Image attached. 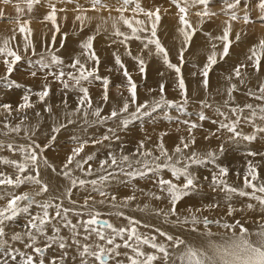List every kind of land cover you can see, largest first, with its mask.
<instances>
[{
  "label": "snow or ice",
  "instance_id": "snow-or-ice-1",
  "mask_svg": "<svg viewBox=\"0 0 264 264\" xmlns=\"http://www.w3.org/2000/svg\"><path fill=\"white\" fill-rule=\"evenodd\" d=\"M61 2L73 3L74 0H61ZM0 3L5 5L13 4L16 13L14 19L18 26L17 29L13 30L11 37L5 38L2 41V45H0V63H2L5 70V74L3 77H0V81L7 88H19L21 85L14 80H10L9 74L13 72V66L22 59V56L18 50L11 47V42L16 40V33L18 31L24 37L25 50L31 49L35 53V46L32 40L33 31L29 26L30 21L23 20L21 22V16L25 12V8L21 7V4L26 5L27 12L31 13L34 5L40 4L41 0H0ZM90 3L92 10L100 11L106 9L110 14L112 11L118 13L116 17L110 16V18L113 20L114 35L124 37L123 40L119 41L121 44H125L132 39L141 40L140 33L149 31L146 25H150V36L143 37L146 40L144 49H149L150 45H154L155 55L161 56L163 63L169 69H173L176 72L180 94L185 102H187L185 81L180 75V67L170 62L167 49L157 37V26L161 20V9L159 7L155 9L145 8L141 0H116L118 6L115 7L109 6L104 0H90ZM169 3L176 9L175 15L178 17L179 24L177 32L183 37L184 47L180 49L179 53L180 61L183 63L184 50L188 46L193 34L206 20L216 17L217 12L210 9V0H169ZM240 3L241 0H223L222 7L219 9V12L223 13L226 17L223 21L222 35L213 37V39L223 43V51L219 54L220 59H223L229 53L232 43L229 39V34L232 31V22L240 19L236 11ZM47 7L50 11L43 16L42 22L51 21L55 29L52 32V42L54 44L56 33L60 31L57 25V12H65L67 10L64 8L58 9L52 0H47ZM258 7L264 12V0H259ZM74 11L78 13L75 19L80 21L81 24H83L85 19H89L83 14V11L86 10H82L81 5L77 4ZM128 11L133 13L132 17L125 15ZM164 11L167 12L168 10L165 9ZM141 14L146 19H139L138 17ZM190 14L198 17L195 27L189 19ZM4 15V10L0 9V17H4ZM261 19H264V16H261ZM243 22L246 25L250 22L247 12L243 15ZM118 23L126 25L131 30V35H126L125 32L120 31L117 27ZM206 35L210 34L206 33ZM236 39H240L239 33H236ZM93 40V36H88L80 45L83 50L81 55L85 57L84 62L79 57H76L67 65L64 64V61L57 54V50L52 45H48L39 54L40 58L35 61L41 70L48 69L44 73V83L41 86V90L32 93L30 88L27 89L21 97V102L15 109H13L11 104L7 103L0 105V108L9 115L13 111L17 113L25 112L34 107L31 101L32 95H35L40 102H44L50 93L48 77H52L53 80L59 82L64 90L72 89L79 93L76 107L70 111L67 110L68 105L67 100H65L64 107L66 111L64 117L66 124L53 127L51 129L52 132H59L61 128L73 124L75 122L73 116L81 112H83L85 124L89 123L87 117L90 112L96 118L91 121L93 124L116 119L120 124L126 125L129 121L127 117L122 118V114L134 117L137 113L141 112V109L149 107L158 108L162 103H173L164 98V85L160 86L161 96L158 100L151 102L145 100L143 103H140L136 83L127 71L121 57L114 53L115 63L121 69H124L123 75L126 78V84L123 86L117 85V89L126 87L128 95L123 96L121 92L122 102L113 107L108 115H101L100 107L93 108L89 87L85 86L86 84H92L94 81H101L103 86L101 98L103 101L109 100V79L99 76L97 68L87 67L88 61L99 64V58L93 50ZM211 47L213 50L207 56V62L199 70V74L203 77L202 84L205 88L209 85V71L217 63L216 45L212 44ZM249 53L246 61L237 64L233 68L232 74L226 78L229 81V86L225 90L227 99L224 100V106L234 118L227 122L220 121L216 129V132L224 130L229 133L230 135H228L227 140L234 143L239 141L251 142L256 139L255 134H245L240 131L238 129L239 124L253 123V127H258L254 122V118L256 117H259V120L264 122V104L254 106L252 103H244L241 106L240 104L233 105L230 103L234 101L233 94L238 90V85L231 82L233 77L238 79L240 85H244L245 78L249 76V73L242 70L250 67L257 73L261 71L262 63H264V38H261L258 43L254 44L249 49ZM152 54L153 52L150 50L149 55ZM127 55L137 62L140 72L143 73L144 59L140 56H133L131 51H127ZM53 66L57 69L56 71L51 70ZM65 68L70 70L65 71ZM193 75H196V73H193ZM31 76L36 77L37 71H32ZM246 94L254 97L257 101H264V80L259 82L258 92L248 89ZM65 96H67V91H65ZM133 107L134 111H131L130 109ZM245 109L248 110L247 114H244ZM216 110L221 116H226V113L220 111L219 108ZM44 111L51 113V106H46ZM36 114L39 115V113ZM205 118L204 113L201 112L199 119L204 120ZM21 119H27V116L24 115ZM183 123L186 125L187 135L179 137V142L171 152L165 146L163 139L167 133H161L158 142L151 148L146 145V141L151 140V137L146 136L144 140L139 141L136 150L130 154L124 152L123 145L119 146V153L112 150L111 141L118 142L120 140V137L115 134L116 130L112 128L108 130L107 134L99 138H92L91 140L76 138L77 146L71 149L61 165V175L68 181V184L60 195L54 198L49 197V199L43 201L34 199L35 196L47 194L50 190L49 184L41 178L39 171L40 164L42 162L51 171H57L56 167L43 155V148L48 147V144H44L42 147L35 140H32L30 145H21L16 148L12 143H8L6 147L10 151H19L23 156V160L18 162L16 159L0 157V163L11 165L17 169L14 179L4 172H0V185L18 188L21 184L30 183L37 186L38 191L34 193L24 192L22 194H15L11 191L0 192V200L5 201L3 206H0V264H69V258H71V264H109L110 261L112 264H175V261L171 259L172 253L169 251V247L177 248L180 245H185L184 251L176 258L179 259L181 264H264V180L261 179L258 172L259 163L253 164L251 160L247 162L241 186H233V184L229 183L227 179L229 169L226 167H219L218 171H214L211 174L208 187L212 192L223 194V199L227 205L225 215L233 218L234 222L227 220L222 222L221 219H210L208 216L202 215V212L205 210L218 208L220 206L219 202L205 204L202 208L193 209L189 207L187 215H184L182 219L179 218L177 213L178 201L191 194L198 193L201 187L197 175L193 171H190V165H200L205 163V161L215 163L217 156V153L212 150L207 151L204 155L194 150L197 142L194 130L201 126L190 121H184ZM4 127L9 132H20L19 124L15 127H9L7 123H4ZM258 131L264 133V127H258ZM216 132H210L204 139L207 140L209 137L216 136ZM25 133L27 134V129H25ZM55 138V136H52L51 140H55ZM106 141L109 142L107 145H105ZM88 144L105 146L108 149L105 158L99 159L98 166L95 168L91 162L97 158V153L93 152L84 156L81 155ZM3 146L0 145V147ZM223 148L224 145L221 144V152ZM246 155L252 157L260 155L264 157V153L254 151H249ZM133 157H136V159L133 160ZM133 164L138 167L133 168ZM162 168L168 169L172 178L166 179L161 177L159 170ZM26 169L29 174L24 176L19 175V173H24ZM143 169L156 175L155 184L159 189V193L151 192L147 195L154 197L156 200L167 199L170 205L167 210L154 209L157 215L177 217L172 223L179 225L190 224L193 232L199 230V225H203L204 229L208 230L210 225L216 224L223 229L232 231V238L220 245L210 242L209 246L212 249V253L209 254L203 249L186 244V241L179 236L171 235L157 227L155 228V233L159 237L165 238L170 244L159 242L157 235H145L141 233L138 230V225H140L141 221L133 217H125L127 224L119 226L109 222V220L101 219V213L96 208L97 204L103 205L108 203L112 207H126L130 201L136 199L134 195L126 196L118 205L116 195L108 191L109 182L114 181L118 174L128 177L144 176L146 172ZM77 170L85 177L94 175L95 178H80L74 175V172ZM32 172L35 174H31ZM205 179L207 180L208 178L205 177ZM88 186L91 187V192L83 197L82 203L72 199L74 189L77 187L87 189ZM94 194H98L101 199L97 200ZM234 197L248 198L249 201H255L256 203H244L242 207L238 208L233 204ZM64 199L68 200V206H64L62 202ZM22 201L25 202L23 205L20 203ZM33 204H36L40 211L34 215L29 214L19 230L11 228V235L9 237L10 225L15 223L16 218L20 214L29 213V208ZM148 208L149 205L145 204L144 208L140 209V211ZM257 208L259 219L254 222L259 224V230L251 234L257 238L256 241H253L250 238L249 229L245 227L240 219H235L234 214L257 210ZM115 215L124 216V213L117 211ZM145 227H150V225H145ZM63 230H67L68 235L63 234ZM204 234L207 236L213 235L210 230ZM118 238L120 242H117ZM16 244L20 246L17 247L15 246ZM144 246H148L153 251H145ZM73 249L74 254L70 251ZM120 249H124V251L122 252ZM46 252L54 254L46 256ZM121 256L125 257L126 261L119 259Z\"/></svg>",
  "mask_w": 264,
  "mask_h": 264
},
{
  "label": "bare ground",
  "instance_id": "bare-ground-1",
  "mask_svg": "<svg viewBox=\"0 0 264 264\" xmlns=\"http://www.w3.org/2000/svg\"><path fill=\"white\" fill-rule=\"evenodd\" d=\"M60 1L52 0V2L56 4L58 9L59 7L62 6L60 4ZM82 1L79 5L82 6V10L85 8L86 11H83V14L89 18V19H85L83 24H81L80 21H77L75 19V16L78 13L74 11L75 8L72 10L73 3L63 4L61 2L63 4L62 8H64L65 5L68 6V4L69 7L65 8L67 10L65 12H57V16L70 18V20L72 19L76 21L77 24H75V26H79L80 24V28L86 25L89 26L91 23H94L96 24L97 27L99 26L98 28L100 29L99 31L110 30L107 33L103 31L102 33L97 35L98 40H93V50L95 51V53L96 54L104 53L106 57L103 61V64L101 62L102 66H100L99 68V71L100 69H102L103 74L101 71H100L101 73L99 74L104 75V77H107L106 75H108L109 76L108 79L110 81L109 100L107 101H103L101 98L103 94L102 83L100 82L98 83L94 81L90 85L88 84L85 85L89 87L90 96L93 101V108L101 107L104 104L105 109L103 114L106 113L109 114L113 107H116L122 102L121 92L123 93V96L128 95L126 87H121L119 90L117 89V85L123 86L126 84V78L123 75L124 69H121L118 65H116L114 60L113 54L114 53L116 54L118 52V49L120 54L122 55L121 60L135 83L139 84L141 83L142 80L143 82L144 80H150V79L152 81L154 80V83L158 82L159 84L164 85V87L169 88V89L164 88L163 94H165L164 96H166V99L171 98L173 102L178 101V99H180L181 94H180V89L178 87L176 72L173 69H169L163 63L161 56L155 55L154 45H150L149 49H144V43H146V40H144L143 37L150 36V32L140 33L142 37L141 40L132 39L127 41L126 43H128V45L126 46L128 47L126 48L123 45L119 44V41L123 40L124 38L119 39L117 38L116 35L114 36L113 34V31L115 32V29L113 28V20L110 18V16L116 17L118 13L112 11L110 14L109 11L106 9H102L100 11L92 10V5L90 3V0H82ZM215 1L216 0H210V3ZM104 2L112 7L118 6L116 0H104ZM141 3L145 8L155 9L156 7H159L161 9L160 12L161 20L157 26V37L161 41L162 45L167 49L170 62L180 67L181 70L180 75L183 77L185 81V87L187 92L186 94H189L188 97L190 98L192 97L191 99L201 100L205 95V92L203 91L204 86L202 84L203 77L199 74V70L203 68V65L207 62V56L211 54L213 50L211 45L212 44L216 45L215 51L217 52V60L220 61L218 65L216 64L215 68L213 67L209 71V76H208L209 89L206 90V95L207 93H209V95L211 94L210 92H208V90L209 91L211 90V92L216 90L215 93L217 92L221 96H217L215 99H217L219 102L227 99L225 90L229 86V81L226 78L232 74V70L237 64L244 63L246 61L247 55L250 54L249 49L254 44L258 43V41L261 38H264V19H261V16H264V12H262L261 9L258 7L259 0H243L242 3H240L237 6L236 11L240 19L232 22L233 27H232V31L229 34V39L231 37H236V33H239L240 36L242 34H245L244 35L245 42L239 45V47L237 48H234L233 45L231 44L229 48V55L224 56L223 59L219 58V54L222 53L223 51V43L221 41L213 39V37L222 35V28L224 26L223 21L226 19V17L224 16L223 13L219 12L220 8L212 9V11L217 12V16L213 17L211 20H206V22L200 26L201 30L203 29V27H205L203 29L204 32L199 31L193 34L190 42L188 43L191 45V49H188L187 52L183 54L184 60L188 58V60L195 61V63L189 61L181 63L180 61L179 53H180V49L183 47L181 46L183 45V37L177 32V28L179 27L178 17L175 15L176 13L175 7L170 5L169 0H141ZM74 4H75V0H74ZM21 7L25 8V12L23 15L27 16V20L30 21L29 26L33 31V35H32L33 44L36 41L37 43L35 44L38 45L37 39L40 41L42 36H44V40H47V43L49 44L48 41H52V32L55 31V29L53 28L51 21L42 22L43 16L46 15L48 11H50V9H48L47 7V0H43L39 4V7L42 8H39L38 6H34L33 11L31 13L27 12L26 6H23V4H21ZM10 8H12L13 11ZM0 9H3L5 13L4 17H2L3 19L0 20V42H2L5 38L12 35L13 30L17 29L18 26L14 19L16 13L13 4L5 5L3 3H0ZM165 9H167L168 11L165 12L164 11ZM8 11L11 12L6 13ZM245 12H247L250 19V22L247 25L244 24L243 22V15ZM36 13H40V15L36 17ZM125 15L128 17H132L133 13L131 11H128L125 13ZM31 16H35V18L34 17L31 18ZM66 18L64 20H66ZM138 18L146 19L142 14L139 15ZM189 19L193 24V26L195 27L198 22V17L190 14ZM23 20H21V22H23ZM92 20L95 21L92 22ZM61 23L62 22L60 21V24ZM63 23L68 24V22L65 21ZM62 24L60 25L61 27ZM70 25H68V27ZM90 26L88 30L86 31L82 30L81 33L76 35L72 34L71 37H69L70 34L68 33L67 39H65L66 35L64 37L65 32H63L66 30L61 29L60 32L56 33V40H55L56 43H54V45H57V43L60 44L62 43L63 40H65V44L62 45L63 46L62 50H60L58 54L64 59L65 65L70 64V62H72V59H70L71 56L75 58L77 55L78 57L82 56L81 53L83 50L80 47L81 43L85 41L88 36H93V37L95 36L94 33H92V31H95L96 29L95 27L93 28L94 30L90 29ZM146 26L150 30V25H146ZM117 27L120 29V31L125 32V34L131 35L130 34L131 30L128 29L127 26L124 25L123 23H118ZM65 28L68 29L67 25ZM70 30H72V28ZM206 33L210 35H206ZM22 36L23 35H21L17 31L16 40L18 39L17 41H19L18 43H20L19 46L21 47L23 46L24 48V42H22ZM17 37H20V39ZM114 41L117 44H115ZM42 44L44 45V43L39 42V46H40L39 49H41ZM115 47H117V49H115ZM111 49H113V54L110 52ZM150 50L153 52L152 55H149ZM127 51H131L133 56H140L143 59H147L148 65H147V69L144 68L146 69L144 73L140 72L139 65L131 56L127 55ZM23 53L20 52L19 54L22 56L24 55ZM25 54L28 53L25 52ZM33 64L35 63L33 62ZM2 66L3 65H1L0 70ZM262 66L264 68V63H262ZM250 69L251 68L249 67L242 71H246L248 73L254 71ZM65 71H68V68H65ZM2 72L3 69L2 71H0V73ZM44 73L45 72L40 73L41 75L39 74L41 76L38 78L39 81L36 80V78L34 79V77L30 79V81L22 80V83L24 84L23 86L21 85L20 82L15 80L18 84L21 85V87L19 88L17 87L7 88L4 86L3 82L0 81V105L5 103L11 104L13 109H15L16 106L21 102V97L24 95L27 89L30 88L32 90V93L40 91L41 86L44 83L43 80ZM193 73H196V75H193ZM145 74L149 75V78ZM256 74H257L256 75L257 80L259 81L264 80V69ZM2 75H4V72L0 74V77H2ZM14 77L15 76H13V78ZM29 77L31 78L32 76L29 75ZM14 79H16V77ZM48 80L50 81V82L48 81L50 83V93L49 96L46 97L44 102H40L35 95H32L31 101L34 104V107L26 110L25 112L17 113L13 111L11 115H9L2 108H0V145H4L3 147H0V157H5L7 159H16L18 162L23 160V156L19 151H10L6 147L8 143H12L16 148H18L21 145H25V146L30 145L32 143V140H35L36 143L40 144L41 146H43L44 144H48V147L43 148V155H46L48 161L56 167L57 171L56 172L51 171V169L45 167L41 162L39 168V171L41 173V178L44 182L49 184L50 190L47 194H41L40 196H35L34 199L38 201H43L49 199V197L54 198L55 196L60 195L63 192L65 186L68 184V181L61 175V165L65 160L66 156L70 153L71 149L77 146L76 138H79L80 140H84V139L91 140L92 138H99L100 136L107 134L108 130L112 128L116 130L115 134L120 137V140L118 142L111 141L112 150L119 153L120 151L119 146L123 145L124 152L126 154H130L136 150L139 141L144 140L146 136L151 137V140L146 141L147 147L151 148L155 143L158 142L161 133H167V135L164 136L163 139L165 146L169 149V152H171L172 149L175 147V145L179 142V137L182 135L184 136L187 135L186 125L183 122L190 121L199 124L202 123V125H200L201 127L194 130V134L196 136V141H197L196 145L194 146L196 150L199 149L201 152L202 150H204V153H206L207 151L210 150L211 147H215L212 145H215L217 143L224 144V141L230 142L227 140L228 135H230L229 133H227L224 130H221L220 132H216V129L218 128L220 121L227 122L228 120L234 117H232L231 114L228 113L227 109L220 110L226 113V116H221L220 113L216 110L217 108H219L218 102L217 104L215 103L216 105L213 103L214 105H212V107L210 108L209 107L207 108V106L204 105L205 106L204 109L203 108L200 109L201 105L199 104L201 103L198 102L199 104L196 103L194 107L193 106L190 107L188 105L183 106L182 104L183 107L182 106L179 107L177 105H171L169 108H167L166 104L163 106L164 104L163 103L162 106L155 109V111H153L152 113H149L147 115L144 114L145 116L141 118L139 117L141 119L139 123H134L133 121L135 120V118H133L132 121L130 119L132 117H129L127 118L129 122L126 125L120 124L118 120L113 119V120H109L108 122H105L104 125L101 124L100 126L95 125L94 128H90L89 126L93 125L91 121L96 118L93 117L89 112V116L87 117L89 123L85 124L83 119V112H81L73 116V120L75 122L71 125H68L70 127L68 131H65V129L63 128L60 129L64 133L60 134L62 136H60L56 140V142L53 143L51 137L55 135L56 132H52L51 129L53 127H58L60 124H66V120L64 117L66 111L64 107L65 100H67V105H68L67 110L70 111L76 107V100L79 93L72 89L64 90L62 86L59 84V82L57 83V81L52 80V77H48ZM235 81H238V79L233 77L231 82L234 83ZM28 82H30L29 85ZM252 82L253 81L247 82L246 84H244V87H241L243 85L238 84L239 83L238 82L237 85L240 86V89H243L245 92L242 93L234 92L233 95L235 101H232L230 103H232L233 105L240 104L241 106H243L244 103H250L251 99L253 100V97L248 96L246 93L248 89L255 91V88L258 87L257 83H252ZM157 88L158 87H154V85L151 87H147V84L144 82L143 85L141 84V86L137 87L138 98L141 96H144L145 99L147 97L154 98L156 94L160 95V93L158 92L159 89ZM220 88H222L221 91ZM156 89L158 91H156ZM65 91H67V96H65ZM46 106H51L52 108L51 113L44 111V108ZM246 111L248 113V110ZM201 112H203L206 117L204 120L199 119ZM36 113H39V115H37ZM24 115L27 116V119L22 120L21 117ZM193 115H195V117H193L194 119H192ZM135 117L137 118V116ZM12 118L14 119V122L11 123L9 127H15L17 124H19L20 132L18 133L9 132L8 129L4 127V123L9 124ZM256 119L257 120L255 121V124L258 127H264V122H259L260 121L259 117ZM80 123L82 125H78ZM76 125L78 126L77 128L74 129V126ZM250 126L252 129L251 130L247 129ZM250 126L248 125L246 128H244L245 127L244 125L243 127L244 129L241 130V128L239 127V130L243 131V133L245 134H250V131L256 129L257 130L256 139L259 137L260 138L264 137V133H260L258 131V127H253V123H250ZM25 129H27V134L25 133ZM210 132H216V136L209 137V139L207 140L203 139ZM19 135L21 136L22 139L18 138ZM213 137L215 138L218 137L217 139H215L217 141L213 140ZM50 140L51 142L49 143ZM263 141L264 139L261 142L264 143ZM108 143L109 142L106 141L105 145H107ZM250 143L246 145L247 147H249L248 149L246 148V146H243L242 143H240V145L238 144L239 148H237L236 146L234 147L232 145L230 147V150L232 152L231 154L230 152L227 151L228 149L224 147L225 151L217 152V153H221L222 156L221 159L216 160L215 163H211V162L203 163L197 166L195 165L196 167L194 168L192 167V165H190V171H193L197 175L201 186L203 185L204 190H199L198 193L191 194L189 195V197H187V199L181 200L179 201V203H177V213L179 218L182 219L184 215H187V209L189 207L193 209L202 208V206L205 204L219 202L220 206L218 208L212 210H205L202 212V215H207V213L210 211V213L220 218H223L224 220H227L229 222H234L233 218L225 215V213L227 212V205L223 199V194L212 192L211 189L208 187V183L211 179L212 172L218 171L219 167H226L229 169L232 168V170L230 171L232 175L228 174L229 183L231 184L236 183L237 186L238 185L241 186L243 182L242 181L243 172L249 160H251L253 164H257L259 162L260 166L258 167V172L261 179L264 180V157H261L260 155H257L255 157L246 155V153L249 151H254V152L259 151L258 153H264V147L262 146L263 149L261 147V149L257 150L256 148L258 146H256V144L258 143H253V144ZM241 149H245V152L244 151L239 152ZM107 151L108 149L105 146H100V145L94 146L88 144L81 155L84 156L93 152L97 153V158L91 162L93 164V167L95 168L98 166V160L105 158ZM135 159L136 157L135 158L133 157V160ZM237 171H239L238 173L239 175L237 174ZM0 172H4L6 175H9L14 179L15 175L17 174V169L11 165H5L0 163ZM145 172L146 175L144 176H132V177H128L123 174H118L117 178L114 181L109 182L108 191L111 194L116 195L118 205L123 201V198L126 196L134 195L136 199L130 201L128 203V206L126 207H112L108 203H105L103 205L97 204L96 208L101 213V217H100L101 219H105V220L108 219L110 220L109 222L119 226V225L127 224V220L125 219V217H133L134 219L141 221L140 225H138V230L141 233L145 235L148 234L157 235L159 242L170 244V242L166 241L165 238L159 237L158 234L155 233V228L157 227L160 228L162 231L168 232L171 235L179 236L181 239H184L186 241V244L191 245L192 247L198 249H203L209 254L212 253V249L209 246L210 242L220 245V244H224L226 241L232 238V231L223 229L218 225L213 226L212 224L209 226L208 230H205L203 225H199L198 226L199 230L193 232L191 230L192 226L190 224L179 225L172 223V221L176 220L177 217L174 216L164 217L163 215H157L154 209L160 208L167 210L170 207V205L167 199L156 200L154 197L147 195L148 193L151 192L159 193V189L156 187L155 184V180L157 179L156 175L152 172H147V171ZM159 173L160 176L163 178L166 179L172 178L170 171L166 168L160 169ZM27 174H29L27 169L25 170L24 173H19V175L21 176ZM31 174H35V173L32 172ZM74 175L79 176L80 178H87V179L95 178L94 175L91 177H85L78 170L74 172ZM205 177H207L208 179L206 180ZM2 191H11L14 192L15 194H22L24 192L34 193L35 191H38V187L31 185L30 183L21 184L18 188L13 186L0 185V192ZM90 192H91L90 186H88L87 189L77 187L76 189L73 190L72 199H75L78 202L82 203L83 197L89 194ZM94 195L97 200L101 199V197L98 194H94ZM236 199L239 198L237 197ZM240 199H242V201L243 200L246 201L247 203L248 202H252L254 204L256 203L255 201H249L248 198H240ZM235 201H233L235 207L238 208L242 207L240 203ZM54 202H60V201H54ZM62 202L64 206H68L67 199H64ZM4 203L5 201L0 200V206H3ZM24 203L25 202L22 201L21 205H23ZM236 203H238L239 205ZM145 204L149 205V208L144 211H140V209L144 208ZM39 211L40 209L37 207V205L33 204L29 208V213L20 214L16 218L15 223L10 225L8 232L9 237L11 235V228H16L17 230H19V228L24 224L25 219L29 214L34 215ZM117 211H122L124 213V216L115 215ZM234 217L235 219L241 220V222L245 225V227L249 229L250 238L256 241L257 238L251 234L259 230V224L254 222V221H258L259 219L258 208L257 210L245 211L243 213L237 212L234 214ZM145 225H150V227H145ZM209 230L213 233V235L207 236L204 234L206 231ZM63 234L68 235L67 230H63ZM117 242H120L119 238L117 239ZM15 246L19 247L20 245L16 244ZM184 248L185 245H180L177 248L169 247V249L173 250L171 259L175 261V264H181L179 259L176 258L180 255L181 252L184 251ZM144 250L153 251L149 249L148 246H144ZM70 251L73 252L74 254V249ZM120 251L123 252L124 249H120ZM53 254L54 253L52 252H47L46 256H51ZM119 259H124L126 261V258L123 256L119 257ZM69 264H71V258H69ZM109 264H112V262L110 261Z\"/></svg>",
  "mask_w": 264,
  "mask_h": 264
},
{
  "label": "rangeland",
  "instance_id": "rangeland-1",
  "mask_svg": "<svg viewBox=\"0 0 264 264\" xmlns=\"http://www.w3.org/2000/svg\"><path fill=\"white\" fill-rule=\"evenodd\" d=\"M41 1H43V0H41ZM53 1H56V0H53ZM57 1H60V0H57ZM81 1L82 0H75V4H74V2H73V4H74V6H73V4H72V10L74 9V8H76V5L77 4H80L81 3ZM242 1L243 0H241V3H242ZM79 2V3H78ZM83 2V1H82ZM63 3V2H62ZM61 3V1H60V4L62 5L61 7H59V8H62L63 7V4H66V3H63L62 4ZM222 3H223V0H216L215 2H212V3H210V9L212 10V9H215V8H220V7H222ZM69 4H71V3H69ZM69 4H68V6L67 5H65L64 6V9L65 8H67V7H69ZM246 5V4H245ZM23 6H26V5H24L23 4ZM34 6H38L39 7V4L38 5H34ZM39 8H42V7H39ZM70 8V9H71ZM12 11H13V9L12 8H10ZM83 10H85V8L83 9ZM9 12H11V11H8V12H6V13H9ZM76 12V11H75ZM73 14H75V13H73ZM38 15H40V13H36V17L38 16ZM35 18V16H31V18ZM66 17H58L57 16V24L59 25V28H60V31H61V29H63V30H66V31H63V32H65L64 33V37H65V35H66V37H65V39H67V37H68V33L70 34L69 35V37H71V35L72 34H79V33H81L82 32V30L83 31H86V30H88L89 29V26H90V29H93L94 27H95V31H92V33H94V40H98V38H97V35H99L100 33H102L103 31H105V33H107L108 31H110V30H102V31H99L100 29H98V27L96 26V24H94V23H89L90 25L88 26V25H86V26H84V27H81L80 28V24H79V26H75V24H77V22L76 21H74V20H70V18H66V20H64ZM1 19H3L2 17H0V20ZM27 20V16H25V15H22L21 16V20ZM61 19V20H60ZM68 19V20H67ZM59 20V21H58ZM60 21L63 23L64 21L65 22H68V24L67 23H65L66 25H67V28L69 29H66L65 27H66V25L63 23H61L62 24V27L60 26L61 24H60ZM95 20H92V22H94ZM89 22H91V21H89ZM72 25H70V24ZM64 25V26H63ZM68 25H70L69 27H68ZM64 27V28H63ZM72 28V30H70L71 28ZM77 29H76V28ZM87 29H86V28ZM205 27H203V29H204ZM76 29V30H75ZM85 29V30H84ZM203 29L201 30V27L200 28H198L197 29V31L196 32H202L203 31ZM94 30V29H93ZM59 31V32H60ZM77 31V32H76ZM97 32V33H96ZM150 32V30L148 31V32H146V33H149ZM195 32V33H196ZM204 32V31H203ZM128 33V32H127ZM194 33V34H195ZM113 34H114V31H113ZM131 34V33H130ZM126 35H128V34H126ZM244 35L245 34H242L241 36H240V39L239 40H237L236 39V37H231L230 38V40L232 41V45H233V47L234 48H237V47H239V45H241V44H243L244 42H245V38H244ZM115 36V35H114ZM9 37H11V35L9 36ZM17 38H19L20 39V37H17ZM117 38H119V39H123L124 37H117ZM18 40V39H17ZM13 41L12 42V45H11V47H13L14 49H17L18 50V52L20 53H23L24 55H22V59H21V61H19V62H17V64L16 65H14L13 66V69H14V71L11 73V75L9 74V79H14L15 77H16V79H14V81L15 80H17L18 82H20L21 83V85L23 86L24 84L22 83V80H24V81H30V79H32L33 78V76L30 78L29 77V75L31 76V72L32 71H37V75H38V77L36 76V77H34V79L36 78V80H38V78L39 77H41L40 75V73H43V72H47L48 71V69H44V70H41L40 68H39V65H37L36 63H35V61L36 60H38L40 57H39V54L40 53H42L43 52V50L48 46V45H52V47L55 49V50H57V54H59V52H60V50H62V45L63 44H65V40H63L62 41V43H57V45H54L53 44V42L52 41H48L49 42V44L47 43V40H44V36H42L41 37V40L39 41L38 39H37V41H38V45H36L35 43H37L36 41L34 42V46H35V53H33L32 52V50L31 49H28L27 51L25 50V48H23V46L21 47V46H19V44L20 43H18L19 41ZM22 42H24V37L22 36ZM39 42H42V43H44V45L42 44L41 45V49H39L40 48V46H39ZM64 42V43H63ZM190 42V41H189ZM47 43V44H46ZM56 43V42H55ZM115 44H117V43H115ZM119 44L120 45H123L124 47H128V46H126V45H128V43H125V44H121L120 42H119ZM0 45H2V42H0ZM189 45L190 44H188V46H187V48H185V50H184V54L187 52V50L188 49H191V45H190V47H189ZM18 47V48H16V47ZM58 46V47H57ZM181 46H183L184 47V45H181ZM181 46H179V47H181ZM231 46V45H230ZM21 47V48H20ZM21 49H23V50H25V51H23V50H21ZM114 49V48H113ZM113 49H111L110 50V52L113 54ZM115 49H117V47H115ZM39 52H38V51ZM25 52L26 53H28V54H25ZM37 52V53H36ZM33 54V55H32ZM117 55H121L120 54V52H119V49H118V52L116 53ZM32 55V56H31ZM96 55H98V58H99V64H95L94 62H92V61H88L87 62V67L88 68H93V67H95V68H97L98 69V75L99 76H101V77H104V75H100L99 73H101L102 72V74H103V71H102V69H100V71H99V68H100V66H102V64H103V61H104V59L106 58L105 57V54L103 53V54H99V53H97ZM227 55H229V53L227 54ZM226 55V56H227ZM61 57V56H60ZM76 57H78V55L76 56ZM121 58H122V55L120 56ZM33 58V59H32ZM75 57H72L71 56V58L70 59H74ZM80 59H81V61L82 62H84V60H85V57L84 56H80L79 57ZM61 59L64 61V59L61 57ZM114 60H115V57H114ZM144 61H145V65H144V68H146L147 69V65H148V61H147V59H144ZM193 62V63H195V61H191V60H188V58L187 59H185L184 60V62ZM220 61V60H219ZM219 61L217 60V65H218V63H219ZM33 62L35 63V64H33ZM101 62H102V64H101ZM20 63H21V66H20ZM71 63V62H70ZM1 64V63H0ZM93 64V65H92ZM216 64L215 65H213L212 66V68L214 67H216ZM2 65V64H1ZM1 65H0V67H1ZM28 65V66H27ZM99 65V66H98ZM23 66V67H22ZM26 68H25V67ZM34 67H36V68H34ZM55 66H53V68L51 69V70H53V71H56L57 69H55L54 68ZM34 70H33V69ZM39 68V69H38ZM102 68V67H101ZM211 68V69H212ZM2 69H3V72H4V74H5V70H4V66H2V68H1V70L0 71H2ZM26 69V70H25ZM146 69H144V72L146 71ZM264 68H263V66L261 67V70H263ZM40 70V71H39ZM68 70H70V69H68ZM250 70H253L252 68L250 69ZM19 71V72H18ZM248 71V70H247ZM2 72V73H3ZM40 72V73H39ZM143 72V73H144ZM2 73H0V74H2ZM18 73V74H17ZM29 73V74H28ZM253 75H252V74ZM257 72H255V71H253V72H250L249 73V76H247L246 78H245V84L247 83V82H249V81H253L252 83H257V86L259 85L258 83L260 82L259 80H257V77H256V74ZM14 74V75H13ZM27 74V75H26ZM40 74V75H39ZM21 75V76H20ZM148 78H149V75H147V74H145ZM4 75H2V77H3ZM13 76H15L14 78H13ZM26 76H27V78H26ZM107 76V78L109 77L108 75H106ZM11 77V78H10ZM23 78V79H22ZM26 78V79H25ZM50 80V79H49ZM48 80V81H49ZM52 80H53V78H52ZM246 80H248V81H246ZM39 81V80H38ZM51 81V80H50ZM49 81V82H50ZM150 81V82H149ZM96 82H100V83H102L101 81H96ZM144 82L147 84V87H151V86H153L154 85V87H158L157 89H159V91L156 89V91H158L159 93H160V95L159 94H156L155 96H154V98H151V97H147L146 99L144 98V96H141V97H139L138 98V100H139V102L140 103H143L145 100H151V101H154V100H158L159 98H160V96H161V92H160V86L162 85V84H159L158 82L157 83H154V80L152 81L151 79L150 80H144ZM143 80L141 81V83H136V85H137V87H139V86H141V84L143 85ZM239 81H235L234 83H238ZM29 83L30 82H28V85H29ZM54 83V82H53ZM58 83V82H57ZM149 83H150V85H149ZM158 86H157V85ZM239 84V83H238ZM26 86V85H25ZM24 86V87H25ZM209 87V86H208ZM205 88L204 87V89H203V91L205 92V95L203 96V98L201 99V100H196V99H191L190 97H188L189 96V94H186L187 95V102H185V100H184V98L182 97V96H180V99H178V101H174L173 102V100L170 98V99H166V96H164L165 94H163V96L165 97V99L166 100H168V101H172L173 103H170V104H166L167 105V108H169L171 105H177V106H179V107H181L182 106V104H183V106H185V105H188V106H190V107H194V105L197 103V104H199V103H201V104H199V105H201V107H200V109H204L205 108V106L204 105H207V108L209 107H212V105H214L215 103L217 104V102H218V105H219V109L220 110H222V109H226V108H224L225 106H224V104H223V102H224V100H222L221 102H219L217 99H215L217 96H221L220 94H218L217 92L215 93V91H212L211 92V90L209 91L208 90V92H210L211 94L209 95V93H207V95H206V90L207 89H209V88ZM241 87H244V85L243 86H241ZM164 88H167V87H164ZM54 89V88H53ZM167 89H169V88H167ZM221 89L222 88H220V91H221ZM74 91H76V90H74ZM240 91V92H239ZM255 91H257L258 92V87H256L255 88ZM214 92V93H213ZM242 92H245L243 89H240V86H238V90L236 91V93H242ZM110 93V92H109ZM187 93V92H186ZM220 93V92H219ZM208 95H209V97H208ZM211 96V97H210ZM236 96V95H235ZM169 97V96H168ZM209 99H208V98ZM226 97V96H225ZM183 98V99H182ZM196 98V97H195ZM206 99V100H205ZM249 99V98H248ZM226 100V99H225ZM250 100V99H249ZM150 101V102H151ZM189 101V102H188ZM191 101V102H190ZM216 101V102H215ZM234 101H235V98H234ZM182 102V103H181ZM199 102V103H198ZM190 103H193V104H190ZM214 103V104H213ZM250 103H252L254 106L255 105H258V104H264V101H257L254 97H253V100L251 99V102ZM163 104V103H162ZM162 104L160 105V106H162ZM215 104V105H216ZM223 104V105H222ZM165 105V103L163 104V106ZM211 105V106H210ZM103 106V107H102ZM100 108H101V115H108V113H106V114H103V112H104V109H105V106H104V104L102 105ZM182 106V107H183ZM150 108V109H149ZM149 108H146V109H143V111H142V109H141V114L140 113H137L135 116H137V118L134 116H129V115H127V114H122V116L123 117H127V118H129V117H132V118H130L131 120L133 119V118H135V120L133 121L134 123H139V121L141 120L140 118L141 117H143V116H145V115H147V114H149V113H152L153 111H155V109H157V107H149ZM152 108V109H151ZM131 111H134V108H131L130 109ZM247 110V109H246ZM245 110V113L244 114H247V111ZM145 112H147V113H145ZM145 114V115H144ZM140 115V116H139ZM243 115V114H242ZM197 116V115H196ZM140 117V118H139ZM193 117H195V115H193L192 116V119H194ZM256 118H258V117H256ZM256 118H254V122L257 120ZM177 120V119H176ZM109 121V120H108ZM108 121H105V122H108ZM14 122V119L12 118L11 119V122L8 124L9 126L11 125V123H13ZM105 122H103V123H99V124H93L92 126H89L90 128H94L95 127V125L96 126H100V124L101 125H104V123ZM259 122H261V121H259ZM82 123H83V121H82ZM197 124H199V123H197ZM245 125V127H244V125ZM243 124H239L238 125V129H239V127L241 128V130L242 129H244V128H246L248 125L250 126V123H243ZM78 125H82L81 123L80 124H78ZM78 125H76V126H74V129L75 128H77V126ZM199 125H202V123H200ZM243 125V126H242ZM242 126V127H241ZM244 127V128H243ZM70 127L67 125L66 127H64L63 129H65V131H68V129H69ZM85 129V128H84ZM83 129V130H84ZM247 129H249V130H251L252 128H251V126L250 127H248ZM254 131V132H253ZM257 130L256 129H253L252 131H250V134H254L255 133V135H256V132ZM243 132V131H242ZM64 132H62L61 130L59 131V132H56L55 133V135H53V136H56V138H55V140H52L53 141V143H55L56 142V140L60 137V136H62V135H60V134H63ZM18 138H20V139H22L21 138V136L19 135L18 136ZM19 139V140H20ZM200 139H202V138H200ZM204 139V138H203ZM215 139H217V138H215V137H213V140H215ZM264 139V137H262V138H257V139H255L254 141H251V143L253 144V143H258V144H256V146H258L256 149L258 150V149H261V147L263 146L264 147V143H262L261 141ZM215 141H217V140H215ZM224 141V140H223ZM22 142V141H21ZM227 141H224V147H226L228 150V152H230V154L232 153L231 152V150H230V147L233 145L234 147L236 146L237 148H239V146H238V144L240 145V143H242V145L243 146H246V145H248L250 142H247V141H239V143L238 142H236V143H234V142H227ZM264 142V141H263ZM250 143V144H251ZM220 145L221 144H215V145H212V146H215V147H211L210 148V150H214V152H219L220 150H218V149H220ZM250 146V145H249ZM43 147V146H42ZM229 147V148H228ZM263 147H262V149H263ZM212 148H214V149H212ZM216 148V149H215ZM246 148L248 149L249 147H247L246 146ZM195 150H196V148H194ZM205 149V148H204ZM199 149H197L196 151L197 152H199L201 155H204V154H206V153H204V150H202V152L199 150ZM223 151H225V149L223 148ZM245 152V149H241L239 152ZM257 152H259V151H257ZM221 156H222V154L221 153H217V159L216 160H220L221 159ZM44 157H46V155H44ZM135 158V157H134ZM205 163H209V161H205ZM259 163V162H258ZM197 166V165H196ZM195 165H192V167L194 168V167H196ZM138 166H136L135 164H133V168H137ZM229 169V168H228ZM144 171H146V169H143ZM232 170V168H230L229 169V173L228 174H231V171ZM211 171H213V170H211ZM239 173V171H237V174ZM232 175V174H231ZM229 176V175H228ZM227 179H229V177H227ZM233 186H237V184L236 183H233ZM239 186V185H238ZM200 190H204V188H203V185L200 187ZM187 197H189V196H187ZM187 197H184V198H182V200H185V199H187ZM237 198V197H236ZM236 198H234L235 200H237V201H235L234 199H233V201H235V202H238V203H240V205L242 206L244 203H247L246 201H242V199H236ZM239 200H241V201H239ZM242 202V203H241ZM244 202V203H243ZM22 203V202H21ZM178 203H179V201H178ZM238 203H236V204H238ZM239 205V204H238ZM206 216H208L210 219H221V220H224L223 218H220V217H218V216H216V215H214V214H212V213H210V211L207 213V215ZM106 220H108V219H106ZM110 221V220H109ZM223 222V221H222ZM213 226H217V225H214L213 224ZM253 241H255V240H253ZM169 251L172 253V249H169ZM47 254V252L45 253V255ZM172 258V257H171Z\"/></svg>",
  "mask_w": 264,
  "mask_h": 264
}]
</instances>
